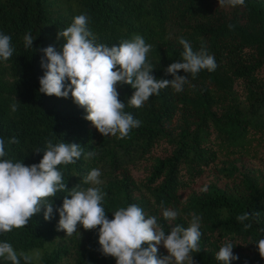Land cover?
<instances>
[{
    "label": "trees",
    "instance_id": "16d2710c",
    "mask_svg": "<svg viewBox=\"0 0 264 264\" xmlns=\"http://www.w3.org/2000/svg\"><path fill=\"white\" fill-rule=\"evenodd\" d=\"M80 14L88 17L96 43L112 46L142 36L152 45L147 60L157 79H173L165 69L181 59L180 37L194 51L205 45L217 67L195 78L180 70L178 75H189L181 92L162 89L141 108L127 105L135 91L131 85L117 84L124 110L141 123L123 139L103 136L84 119L86 111L71 94L58 98L39 92L45 71L40 49L54 45L59 50L65 41L57 33ZM0 32L11 37L14 49L7 61L0 59L5 158L31 165L43 157V151H34L49 140L78 143L80 159L58 170L70 190L98 168L109 219L119 207L136 204L167 234L164 209L176 211L171 223L184 227L195 214L202 232L200 251L191 253L195 264H223L215 255L226 240L239 257L230 264H264L254 244L264 238V180L257 179L264 167V0L236 7H219L218 0H0ZM27 32L33 48L24 47ZM12 137L19 143L9 144ZM90 151L96 155L86 159ZM208 176L212 180L203 184ZM65 195L67 190L48 198L52 219L46 221L42 209L25 227L0 235V242L11 243L17 252L42 251L38 264H116L99 251L98 227L78 225L71 236L57 231L55 209ZM245 212L249 219L237 221ZM157 255H167L163 245Z\"/></svg>",
    "mask_w": 264,
    "mask_h": 264
},
{
    "label": "clouds",
    "instance_id": "9594fccd",
    "mask_svg": "<svg viewBox=\"0 0 264 264\" xmlns=\"http://www.w3.org/2000/svg\"><path fill=\"white\" fill-rule=\"evenodd\" d=\"M218 3L219 7H236L244 5L245 0H218ZM88 24L85 14L75 16L69 26L57 33V38L62 37L65 41L59 50L54 45L40 49L43 53L40 63L45 71L39 78V92L58 98H68L71 94L73 102L86 111L84 119L103 136L123 139L141 123L124 110L126 104L118 98L117 84L131 85L135 91L127 105L141 108L162 89L171 87L175 92H181L189 75H178L180 70L195 78L201 70L211 72L217 67L214 56L209 54L205 45L201 44L199 50L194 51L191 43L180 37L178 43L183 46L181 59L165 69L173 79H157L151 74L154 67L147 60L152 45L142 36L134 35L131 40L108 46L95 42ZM232 27L229 25L230 29ZM33 41L31 33L27 32L23 37L24 47L33 48ZM13 51L11 37L0 32V59L7 61ZM11 109L16 111V105H11ZM8 143L18 144L19 140L12 137ZM41 151L43 157L39 163L25 165L22 160L5 158V140L0 138V235L25 227L42 209L44 219H52L54 208L52 199L48 198L67 190L62 205L55 209L59 214L57 231L71 236L78 232V225L85 230L98 227L99 251L115 258L116 264H195L191 253L200 251L199 216L193 214L188 226L184 227L171 223L177 218L176 211L164 209L162 215L170 226L167 234L155 216H146L136 204L119 207L109 219L103 206L105 193L99 187L103 181L98 168L82 177L81 184L88 187L78 184L70 190L66 188L63 173L58 170L59 165L74 164L80 159L81 145L54 144L49 140L43 150L34 152ZM95 155V151H90L85 158ZM249 216L245 212L236 219L243 223ZM251 227L250 223L244 224L245 230ZM254 244L264 259V238ZM159 245H163L167 255L158 257ZM233 248V243L226 240L216 253V260L230 264L239 259L233 254ZM21 258L24 264H32L41 256L38 250L31 254L17 252L11 243L0 242V259L21 264Z\"/></svg>",
    "mask_w": 264,
    "mask_h": 264
},
{
    "label": "rangeland",
    "instance_id": "374dc122",
    "mask_svg": "<svg viewBox=\"0 0 264 264\" xmlns=\"http://www.w3.org/2000/svg\"><path fill=\"white\" fill-rule=\"evenodd\" d=\"M253 165V164H252ZM260 170L262 171V173L259 175V177H257V179L260 181V180H264V167H261ZM212 180V177L208 176L206 177L204 180H203V184H208L210 181ZM202 188V187H201ZM40 252V256L42 254V251H39ZM29 254L32 253V251L28 252ZM1 264V263H0ZM32 264H38V260H34L32 262Z\"/></svg>",
    "mask_w": 264,
    "mask_h": 264
}]
</instances>
